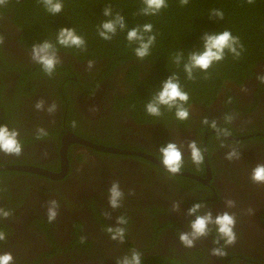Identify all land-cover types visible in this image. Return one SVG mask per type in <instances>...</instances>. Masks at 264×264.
Instances as JSON below:
<instances>
[{"label":"flooded vegetation","instance_id":"obj_1","mask_svg":"<svg viewBox=\"0 0 264 264\" xmlns=\"http://www.w3.org/2000/svg\"><path fill=\"white\" fill-rule=\"evenodd\" d=\"M12 14L0 13V125L20 132L23 154L0 152V253L11 252L14 264H116L135 248L143 264H264V184L250 175L264 163V58L251 73L229 80L208 99L190 101V117L147 116L131 107V87L122 69L102 76L98 64L62 48L61 63L52 77L34 63L30 52L38 43L23 36ZM43 99L57 105L54 114L37 111ZM226 114L234 117L226 124ZM207 117L231 132L217 138L202 123ZM43 127L47 136L37 139ZM204 149L205 161L192 163L187 143ZM181 145L184 165L168 173L160 162V146ZM223 143V147L221 146ZM236 148L240 158L229 161ZM118 181L122 207L108 205V188ZM59 202V215L49 223L46 202ZM236 206L226 209L224 201ZM179 202V212L173 204ZM205 203L216 215L235 214L236 242L225 257L211 254L215 232L186 248L178 240L188 231L187 215L195 203ZM111 213V217L105 215ZM128 219L124 244L110 239L108 226L118 216Z\"/></svg>","mask_w":264,"mask_h":264},{"label":"trees","instance_id":"obj_2","mask_svg":"<svg viewBox=\"0 0 264 264\" xmlns=\"http://www.w3.org/2000/svg\"><path fill=\"white\" fill-rule=\"evenodd\" d=\"M60 14L48 13L38 0H8L0 6V13L10 12L13 21L23 31V36L36 42L50 40L56 43V35L62 27H73L86 41V51L75 48H62L84 61H94L102 76L122 69L126 85L131 87V107L143 110L162 81L176 73L182 88L190 95V101L208 99L219 91L229 80L250 74L253 64L264 58V0H190L181 5L179 0H168V6L159 14H140L144 6L142 0H63ZM111 6L113 13L122 14L129 28L151 23L157 35L151 54L141 60L134 54L126 36L127 30L119 31L111 41L103 40L97 26L106 19L105 7ZM223 11L222 20L214 18L212 10ZM230 30L239 36L244 45L240 58L226 54L223 61L213 64L208 73L197 70L195 79L189 80L183 70V63L177 66L174 56L183 52L184 60L188 53L200 50L203 35ZM163 115L170 116L167 108ZM146 115L149 117L146 113Z\"/></svg>","mask_w":264,"mask_h":264},{"label":"clouds","instance_id":"obj_3","mask_svg":"<svg viewBox=\"0 0 264 264\" xmlns=\"http://www.w3.org/2000/svg\"><path fill=\"white\" fill-rule=\"evenodd\" d=\"M181 5L189 4L190 0H179ZM255 0H247V3L252 4ZM8 3V0H0V6ZM44 9L52 14L57 15L63 11V0H38ZM143 7L140 14L145 16H154L159 14L168 6V0H142ZM103 15L106 19L102 20L97 26L98 35L105 41H111L119 31L127 30L126 39L130 46H134L133 51L137 58L143 60L151 54V48L155 45L157 35L154 32L151 23L137 25L129 28L125 17L119 12L113 13L111 6L105 7ZM211 15L219 20L224 18V13L221 10H212ZM203 46L200 50H193L188 53L187 60H184L183 52H179L174 56V63L179 66L183 63V70L187 74L189 80L195 79L194 73H208V70L215 63L223 61L226 54H231L234 58H240L244 51V45L239 36L232 34L230 30H223L214 33H205L202 37ZM4 37L0 35V45H3ZM64 48H75L86 51V41L83 36L79 35L75 28L62 27L56 35V43L50 40H43L32 45L30 56L34 63L40 65L44 74L52 77L56 71L57 65L61 63L56 45ZM94 66V61H88V68ZM261 83H264V75L258 76ZM190 95L185 91L180 83L179 76L176 73L162 81L159 89L152 95L150 100L145 105V111L153 117L163 116L162 108H167L168 111H174L175 118L178 121H187L190 117L189 105ZM37 111H47L50 115L57 110V105L53 102L46 107V101L43 99L35 103ZM234 117L226 114L224 121L230 124ZM204 125L214 129L217 138L228 137L231 132L226 127H220L218 122L213 119L209 120L205 117L202 121ZM48 132L43 127L37 129V139L47 136ZM20 132L16 128H10L7 124L0 125V152L8 156H20L23 154L24 145L20 140ZM224 146L223 143L221 145ZM187 149L190 153V158L193 164L199 168L205 161L204 149L200 147L197 141L192 140L187 143ZM161 164L165 170L176 175L180 173L184 165V152L181 145L175 142H168L160 146L158 149ZM241 153L232 148L226 152L225 159L229 161L240 158ZM250 179L254 184H264V163H258L251 172ZM124 192L118 181L112 182L108 188V205L111 209L116 210L122 207ZM225 208L231 209L236 206L235 201L228 199L224 201ZM59 202L55 199H50L46 202V216L49 223L54 222L59 215ZM181 205L179 202L173 204V211L179 212ZM10 210L0 207V217L7 219L11 216ZM109 218L111 213H105ZM189 217L194 219L189 221L188 231H181L178 234L179 242L186 248L195 247L196 242L200 241L210 234L215 232L213 241L214 247L211 249V254L216 257H225L226 249L236 242V217L235 214L225 210L216 215L208 208L205 203L193 204L187 212ZM128 219L121 215L116 219L117 226H108L106 228L110 239L120 244H124L127 238ZM7 239V233L0 230V241ZM0 264H14V256L11 252L0 253ZM116 264H143L142 253L133 248L128 253L116 258Z\"/></svg>","mask_w":264,"mask_h":264}]
</instances>
